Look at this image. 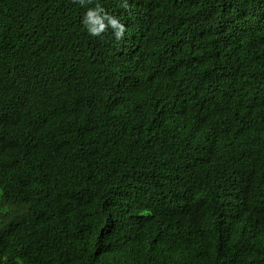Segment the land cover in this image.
<instances>
[{
  "label": "trees",
  "instance_id": "obj_1",
  "mask_svg": "<svg viewBox=\"0 0 264 264\" xmlns=\"http://www.w3.org/2000/svg\"><path fill=\"white\" fill-rule=\"evenodd\" d=\"M165 1L118 11V0H101L124 15L117 40L85 27L73 37L65 0H0V116L13 117L33 154L0 146V264H264V0ZM255 10L262 16L244 28ZM253 34L260 45L250 48ZM109 51L164 75L75 109L67 79L97 91L86 67L97 80L93 62L107 66ZM163 81L175 97L164 108L203 111L227 137L228 161L195 164L194 177L178 175L177 157L155 174L129 160L141 121L130 113L144 101L145 113L163 107ZM129 114L131 128L118 127Z\"/></svg>",
  "mask_w": 264,
  "mask_h": 264
},
{
  "label": "clouds",
  "instance_id": "obj_2",
  "mask_svg": "<svg viewBox=\"0 0 264 264\" xmlns=\"http://www.w3.org/2000/svg\"><path fill=\"white\" fill-rule=\"evenodd\" d=\"M65 1L70 5L65 10L70 22L67 26L63 27L70 30L73 33V37L83 27L88 29L91 35H100L104 39L106 37L111 38L116 36L117 40H119L124 34L125 28L127 27L121 20L124 15H121L122 13L117 14L114 6L111 10H108L102 6L106 3H102L101 0ZM118 1L120 4L118 11H120L125 5L123 3H126L129 0ZM165 2L169 5L167 0ZM99 3L102 5L100 6ZM77 8L82 9L83 12L81 15L78 14ZM262 14L263 13L259 12V10L252 11V13L247 15L244 21V28L249 27L251 22L262 16ZM89 33L87 32L88 35ZM248 38L250 48L260 45L255 34ZM90 44L93 46V43ZM83 57L87 56L81 55V58ZM122 58L123 55L120 53L109 51L107 52L108 67L102 64L99 59L95 60L93 64L96 62H99L100 64V73L97 80L95 72L91 68L86 67L87 73L90 72V74H93L91 76L95 80L94 85L98 87V89H96L97 91L93 90L92 87L85 86L82 82L80 84L78 77L75 74H72L67 79L65 87L71 89L72 97L78 103L76 104L75 109L79 108L81 105L84 109L93 111L92 101H94L95 98H97L98 102L106 103L105 101L115 96L118 90H125L130 86L135 91L138 90L143 92L142 89L147 86L142 83V81H146L144 76L159 78L164 75L163 69L157 67L151 75L148 73L147 69L144 73L138 66H132L129 58H127L126 62L131 65V67H123ZM82 68L80 69V73ZM16 77L18 80H28L29 78L28 73H20L17 74ZM179 79V77L171 78V91L174 95L175 84ZM161 83L163 84V89L168 90L166 81ZM57 90L64 93L61 88H57ZM144 93L146 95L155 94V89L153 88L151 81L149 93ZM49 95L51 98L55 97L53 91L50 92ZM51 98L49 100H52ZM174 99L175 97L172 96L168 90L167 101L160 109L145 113L144 101L143 106L130 113L135 117H141V121L139 124L140 144H136L133 147L131 151H133L135 157L129 160L135 162L138 166L142 165L147 173L155 174L161 170L168 171L167 168L171 164L170 161H173V159L175 160V157H177L174 164L176 168L181 171L178 175L185 174V169H187L193 171L194 177L199 176L196 167L194 166L195 164H203L210 160H217L220 158H227L228 161L229 151L225 143L227 137L220 132H217L209 118H207V115L195 107V112L192 115L187 114L183 109H165L164 106ZM158 102L163 104V99H159ZM56 103L60 104V102ZM55 111L58 112L61 110ZM222 112L223 111L213 112L212 114L218 115ZM130 114L123 119L122 124L118 127L131 128ZM12 118L13 117L4 119L0 116V146L13 144L19 150H21L23 146L28 148L23 139L24 133L9 124V121ZM34 126V124L30 125L29 123V128ZM261 133L264 134V125L261 127ZM127 135H119V142L124 140ZM49 137L51 138L50 135ZM56 141L58 144L59 141ZM56 141L52 142V146H55ZM99 150L103 153L100 147ZM176 151H178L177 155ZM26 153L33 155L30 153L29 148ZM104 155L108 157L107 154ZM127 165H130L129 162H127ZM205 167L211 170V168L207 166ZM175 181L177 182L176 178ZM217 183L219 182H216V184ZM179 189H181V187ZM108 235L111 237H119V233L114 232L113 228L108 231Z\"/></svg>",
  "mask_w": 264,
  "mask_h": 264
},
{
  "label": "bare ground",
  "instance_id": "obj_3",
  "mask_svg": "<svg viewBox=\"0 0 264 264\" xmlns=\"http://www.w3.org/2000/svg\"><path fill=\"white\" fill-rule=\"evenodd\" d=\"M132 177V176H131ZM135 179V178H134Z\"/></svg>",
  "mask_w": 264,
  "mask_h": 264
}]
</instances>
